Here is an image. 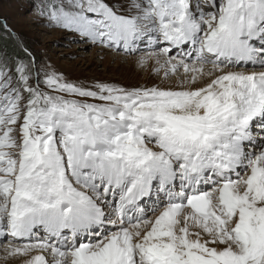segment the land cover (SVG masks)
Segmentation results:
<instances>
[{
	"label": "snow or ice",
	"instance_id": "obj_1",
	"mask_svg": "<svg viewBox=\"0 0 264 264\" xmlns=\"http://www.w3.org/2000/svg\"><path fill=\"white\" fill-rule=\"evenodd\" d=\"M26 3L58 51L0 15V264H264V0Z\"/></svg>",
	"mask_w": 264,
	"mask_h": 264
},
{
	"label": "rangeland",
	"instance_id": "obj_2",
	"mask_svg": "<svg viewBox=\"0 0 264 264\" xmlns=\"http://www.w3.org/2000/svg\"><path fill=\"white\" fill-rule=\"evenodd\" d=\"M27 7L26 0H5V3L0 6V15L7 17L9 24L14 26L18 31H23L29 40L41 39L43 44L51 46L50 54H54L58 49L53 45V41L58 39V34L53 33L49 36L39 37L37 30L28 28V19L21 15V10ZM42 45H37L41 47ZM84 59L76 60L75 63L80 64L79 68H74L72 74L78 77H97L103 80L118 81L125 84H136L145 82L146 77L139 74L131 65L110 63L108 59L103 61H94V52L81 53ZM55 59V55H53Z\"/></svg>",
	"mask_w": 264,
	"mask_h": 264
}]
</instances>
